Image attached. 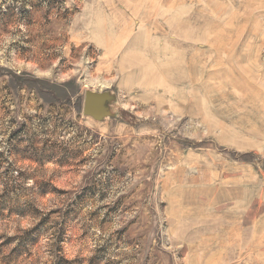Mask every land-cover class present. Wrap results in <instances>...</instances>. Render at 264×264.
I'll use <instances>...</instances> for the list:
<instances>
[{"label": "rangeland", "instance_id": "rangeland-1", "mask_svg": "<svg viewBox=\"0 0 264 264\" xmlns=\"http://www.w3.org/2000/svg\"><path fill=\"white\" fill-rule=\"evenodd\" d=\"M0 264H264V0H0Z\"/></svg>", "mask_w": 264, "mask_h": 264}, {"label": "water", "instance_id": "water-1", "mask_svg": "<svg viewBox=\"0 0 264 264\" xmlns=\"http://www.w3.org/2000/svg\"><path fill=\"white\" fill-rule=\"evenodd\" d=\"M104 96L94 91L87 92L85 101V113L94 117L102 116V104Z\"/></svg>", "mask_w": 264, "mask_h": 264}]
</instances>
